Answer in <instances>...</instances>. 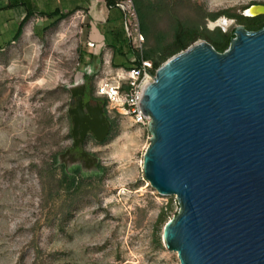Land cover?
Listing matches in <instances>:
<instances>
[{
    "label": "rangeland",
    "instance_id": "rangeland-1",
    "mask_svg": "<svg viewBox=\"0 0 264 264\" xmlns=\"http://www.w3.org/2000/svg\"><path fill=\"white\" fill-rule=\"evenodd\" d=\"M254 3L264 0H171V12L156 15L158 28L171 32L177 15L202 26L195 42L208 41L205 30L242 23L223 15L218 19L232 23L212 27L218 19L207 13L243 14ZM88 5L55 26L32 17L0 50V264H181L162 241L178 200L143 174L148 128L101 101L110 121L106 137L88 133L75 146L71 112L84 74L79 50L94 55L88 36L103 38L104 15ZM111 51L102 42L95 55L96 96V80L114 69Z\"/></svg>",
    "mask_w": 264,
    "mask_h": 264
},
{
    "label": "water",
    "instance_id": "water-1",
    "mask_svg": "<svg viewBox=\"0 0 264 264\" xmlns=\"http://www.w3.org/2000/svg\"><path fill=\"white\" fill-rule=\"evenodd\" d=\"M234 35L223 52L198 41L167 59L141 100L152 135L143 174L178 200L162 241L181 264H264V26ZM74 101L75 146L105 138L101 101L83 89Z\"/></svg>",
    "mask_w": 264,
    "mask_h": 264
},
{
    "label": "trees",
    "instance_id": "trees-1",
    "mask_svg": "<svg viewBox=\"0 0 264 264\" xmlns=\"http://www.w3.org/2000/svg\"><path fill=\"white\" fill-rule=\"evenodd\" d=\"M103 1L105 10L110 12L106 20L100 23L98 28L104 36L105 44L112 50L111 65L114 68L123 67L130 69L140 66L143 59H149L152 61L154 68L157 69L167 59L194 44L198 37L204 33L201 31L202 26L197 21H182L177 15H175L173 21L170 22V27L172 28L171 32L159 29L156 15L159 13H170L171 0H133L138 15L140 31L145 38L142 47H138L134 39L127 36L124 26V12L117 6L118 0ZM77 9L80 8L67 12H61L60 10L40 12V15L46 16L51 20L50 26H55L62 19L73 14ZM113 9L115 10L113 11ZM35 14V8L33 6H27L26 16L20 22L14 39H18L22 35L26 23ZM223 15L229 18H237L248 30H258L264 26V14L244 16L243 14L236 13L233 8H225L217 12L207 13L206 18L217 20ZM205 32L208 42L220 52L228 48L231 39L235 36L234 28L229 31H223L221 28H217L213 32L209 30H205ZM169 36L170 38H168ZM79 56L82 64L90 63L95 57L81 50H79ZM95 77L96 74L84 73L82 75L81 85L83 89V98L84 100L91 99L102 101L104 106H106L108 101L107 98L94 94ZM105 114L108 116L106 109Z\"/></svg>",
    "mask_w": 264,
    "mask_h": 264
},
{
    "label": "built area",
    "instance_id": "built-area-1",
    "mask_svg": "<svg viewBox=\"0 0 264 264\" xmlns=\"http://www.w3.org/2000/svg\"><path fill=\"white\" fill-rule=\"evenodd\" d=\"M117 6L124 12V26L128 36L134 39L138 47H142L145 38L140 31L133 0H118ZM87 44L94 49V56L101 49V44L95 40H89ZM94 62H96V56L91 63L83 64L84 73L97 75ZM156 70L149 59H143L140 66L130 69H112L110 74L96 80V93L98 96L107 98L115 107H123L135 123L148 128L151 117L143 111L141 100L145 88L154 79Z\"/></svg>",
    "mask_w": 264,
    "mask_h": 264
},
{
    "label": "crops",
    "instance_id": "crops-1",
    "mask_svg": "<svg viewBox=\"0 0 264 264\" xmlns=\"http://www.w3.org/2000/svg\"><path fill=\"white\" fill-rule=\"evenodd\" d=\"M84 2L85 3L88 2L90 13L91 11H93L94 14L96 11H98V13H103L104 15L103 21L106 20L110 11L105 10V6L103 4L104 1H95V0H0V48H4V46H7L15 41L14 38L17 33L19 24L26 16L27 6H33L35 8L36 14L34 16H40V17L48 19L46 16H41L40 12H51L54 10H60L61 12H67L70 10H74L76 8H81ZM77 10H80V9H77ZM114 10L115 9H113V11ZM96 17L99 18V16H96ZM88 39L92 40L93 39L92 35H89ZM95 41L101 45L103 42V45H104L105 43L104 36L103 38H96ZM111 58H112V51L109 54L110 64H111ZM120 68H123V67H120Z\"/></svg>",
    "mask_w": 264,
    "mask_h": 264
},
{
    "label": "bare ground",
    "instance_id": "bare-ground-1",
    "mask_svg": "<svg viewBox=\"0 0 264 264\" xmlns=\"http://www.w3.org/2000/svg\"><path fill=\"white\" fill-rule=\"evenodd\" d=\"M259 9H260L259 7L254 6L247 11V14L255 15L256 13H258ZM231 23H232V20H229V19L223 17V18L218 19L217 21L213 22L212 27L221 26V25L223 27H226Z\"/></svg>",
    "mask_w": 264,
    "mask_h": 264
}]
</instances>
